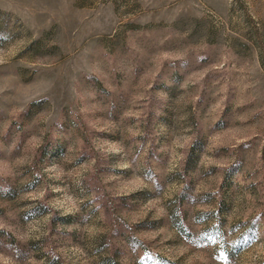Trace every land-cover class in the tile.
<instances>
[{
	"label": "rangeland",
	"instance_id": "rangeland-1",
	"mask_svg": "<svg viewBox=\"0 0 264 264\" xmlns=\"http://www.w3.org/2000/svg\"><path fill=\"white\" fill-rule=\"evenodd\" d=\"M0 264H264V0H0Z\"/></svg>",
	"mask_w": 264,
	"mask_h": 264
}]
</instances>
